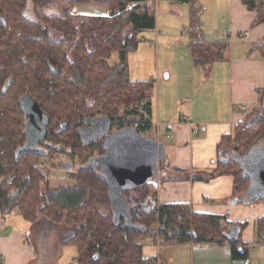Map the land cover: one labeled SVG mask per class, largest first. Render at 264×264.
Segmentation results:
<instances>
[{
    "label": "trees",
    "instance_id": "1",
    "mask_svg": "<svg viewBox=\"0 0 264 264\" xmlns=\"http://www.w3.org/2000/svg\"><path fill=\"white\" fill-rule=\"evenodd\" d=\"M155 1L0 0V212L3 216L18 212L32 225L46 221L58 232L64 227L67 235L56 239L58 247L74 248L77 264H158L143 256L147 239L171 247L228 245L234 260L245 261L250 257V248L243 244L247 223L194 213L185 204L160 205L157 191L143 185L124 193L132 206L133 227L125 228L123 220L114 224L109 188L96 172L78 169L75 184L58 182L52 188L41 169L42 161L52 165L58 156L85 159L89 152H97L106 136L85 143L77 134L90 121L104 120L109 137L124 130L148 138L155 134L151 99L156 82L131 81L128 63L140 36L157 29ZM170 1L191 6L188 49L194 64L207 71L214 60L224 57L228 43L203 39L198 0ZM242 2L257 14L254 24H263L264 0ZM100 3L109 6L108 15L72 11L78 4ZM30 4L34 19L25 15ZM113 54L119 55L120 62L111 67L108 60ZM259 93L258 107L219 147L229 151L232 159L218 162L215 174L232 177V201L237 203H248L243 198L252 180L236 157L258 150L257 144L264 140V88ZM27 94L50 118L49 147L43 146L45 156L24 153L17 160V150L26 143L19 102ZM227 140L232 141L228 147ZM254 202L264 203V199ZM259 224L263 232L264 222Z\"/></svg>",
    "mask_w": 264,
    "mask_h": 264
},
{
    "label": "crops",
    "instance_id": "2",
    "mask_svg": "<svg viewBox=\"0 0 264 264\" xmlns=\"http://www.w3.org/2000/svg\"><path fill=\"white\" fill-rule=\"evenodd\" d=\"M230 3L232 25L235 27L241 20L246 23L242 30L247 32L242 34H247L248 39L243 40L245 37L235 35L234 31L212 41L204 33V40L229 46L221 62L213 65L209 78L206 79L203 68L196 66L193 59L190 63L184 55L175 66L163 67L159 63L155 76L147 79L155 82L153 78L157 79V94L155 91L151 99V122L155 127L153 137L166 149V158L154 175V189L160 205L185 204L194 213L225 216L230 223H247L243 244L250 248L249 259L253 264L252 256L264 250V243H260L264 229L262 232L259 224L264 222V203L254 202L252 196L243 198L248 203L233 202L232 177L216 175L215 171L218 162L232 159L229 151L219 150L222 141L231 137L235 126L259 105V91L264 88V46L260 48L264 24L248 31L253 17L245 15L242 0ZM82 10L92 9L82 7ZM161 72H167L163 83ZM193 125L200 128L199 134H192ZM224 143L228 147L232 141ZM256 148L263 149L264 141ZM29 230L28 222L18 212L9 216L0 212V264H57L61 252L57 240L51 241L54 249L49 253L46 248L36 250L28 241ZM164 259L167 264H244V260L232 258L228 245L172 246Z\"/></svg>",
    "mask_w": 264,
    "mask_h": 264
},
{
    "label": "rangeland",
    "instance_id": "3",
    "mask_svg": "<svg viewBox=\"0 0 264 264\" xmlns=\"http://www.w3.org/2000/svg\"><path fill=\"white\" fill-rule=\"evenodd\" d=\"M198 3L202 7L200 22L203 34L206 33L207 36L211 37L212 41H219V37L221 35H226L225 33L228 32L232 34L236 31L235 35L247 32L242 30L244 29V25L246 26V23L243 24L242 20L236 24L235 27L232 25L233 22L231 20L230 0H198ZM242 6H244L247 10L245 11V15L253 17L252 23L249 26L247 25V30H256L257 26L262 25L254 24L257 19V14L250 11L244 3ZM82 7H88L95 12H100V14H109V6L103 3L88 5L78 4L76 7H73V13L87 15L94 14L92 10H90V12L82 10ZM153 10L157 20V29L155 31L143 33L140 36L141 43L138 49L128 54L130 79L133 82L147 81L151 75L155 76L159 63H161L163 67H170L171 65L175 66L180 60L184 59V55H187L189 62L192 63V56L188 49V44L190 43L188 32L190 30L191 6L188 4L175 3L170 0H157L155 1V4H153ZM25 15L29 19H34L35 16L31 4L28 7V10H26ZM247 39L248 38L245 37L243 40ZM243 40H241V42ZM261 43L264 44V40H262ZM214 61L215 62L211 63L205 72L206 79L210 77L213 65L217 62H221V58ZM119 62L120 58L118 54H113L108 60V64L111 67L117 65ZM166 74L167 72H161L160 74V80L162 83L165 80ZM153 79L157 82L156 78ZM156 94L157 86L155 96ZM167 109L169 110L170 107ZM174 109L175 108H173V110ZM130 134L133 135L132 139L136 142L135 145H139L136 133L133 130H125L114 132L112 144L110 146L111 152L118 156L119 163L122 167H128L131 165L129 163L130 152H127L128 146L126 140V137ZM153 136L154 134L150 135V138ZM262 141L264 140H261V142ZM91 154L94 155L95 151H92L91 153L89 152L85 159L91 156ZM70 159L72 158L65 155L58 156L57 159L52 162V165L46 161H42L41 169L48 174L50 187H56L59 184L58 182H62L66 185L76 183V169L80 165L81 161H83L79 160L80 157H77L74 162L76 164V168L73 172H67L58 167V160H60V162H68ZM255 186L257 188L259 187V182L257 180L255 181ZM44 222L46 221H43L42 224L38 225L28 223V226H30L28 241H30L36 250L46 248L49 253L51 249H54L51 247V241H56L58 237H66L67 231L64 227H59L61 232H58L54 226L51 227ZM256 223L257 222H255V227L257 226ZM170 248L172 247L169 245L160 246L155 244L151 239H147L143 242V256L146 259H159L160 264H167L164 257ZM252 257L253 264H264V250ZM57 264H77L76 250L72 247L62 248Z\"/></svg>",
    "mask_w": 264,
    "mask_h": 264
},
{
    "label": "water",
    "instance_id": "4",
    "mask_svg": "<svg viewBox=\"0 0 264 264\" xmlns=\"http://www.w3.org/2000/svg\"><path fill=\"white\" fill-rule=\"evenodd\" d=\"M19 105L25 116L24 136L26 143L22 148L17 150L16 159L19 160L24 153L47 155V150L40 147L38 143L40 139L48 134L49 116L44 113L40 104L30 94L24 96L20 100ZM136 135L139 145H135L136 142L132 139L133 135L130 134L126 137L127 152H130V166L122 167L118 156L111 152L112 136L105 145L108 152L102 157L91 158L87 165L82 168L94 172L98 167L102 168L101 171H96V173L101 179L106 181L109 188V199L114 214V224L118 225L123 220L125 228L133 227L130 215L132 206H130L128 199L124 196V192L154 183L152 176L158 173L159 163L163 162L166 158L165 146L158 142V140L140 136L137 133ZM236 159L252 180V185L247 196H252L255 199H264V148L258 150L252 149L248 155L243 158L236 157ZM58 167L67 172L73 170L71 163L59 162ZM256 180L259 182L258 188L255 186Z\"/></svg>",
    "mask_w": 264,
    "mask_h": 264
},
{
    "label": "flooded vegetation",
    "instance_id": "5",
    "mask_svg": "<svg viewBox=\"0 0 264 264\" xmlns=\"http://www.w3.org/2000/svg\"><path fill=\"white\" fill-rule=\"evenodd\" d=\"M92 126H93V128H92ZM106 126V123H105V121L104 120H97V121H90L89 123H87L86 125H84V126H82V127H80L78 130H77V134L80 136V138H81V140L82 141H84L85 143H90L91 141L92 142H94V141H96V140H99L100 138H103L104 136H106V139H105V141L104 140H101V146H99L98 148H99V150H102L103 149V153L101 154L100 153V151L98 150L97 152H95V154L94 155H92V156H90L89 158H87V160H84V159H82V158H80L79 160H83V161H81V163H80V165L78 166V168L76 169V171L78 170V169H82V168H84L86 165H87V163L90 161V159L91 158H93V157H101L106 151L105 150H107L105 147V145H106V143L109 141V139L113 136V135H111L110 137H109V135L108 134H110L109 132H108V130L106 129L107 127H105ZM105 128V129H104ZM104 130V131H103ZM104 133H107V134H104ZM47 136V135H46ZM46 136L45 137H43L42 139H40L39 140V143H38V145L40 146V147H43V146H47V147H49L48 146V142H46ZM105 142V143H104ZM99 144V143H98ZM42 145V146H41ZM44 148V147H43ZM105 149V150H104ZM67 157H69V158H72V159H70L68 162H64V163H66V164H68V163H71L72 165H73V170L71 171V172H73L74 171V169L76 168V164L74 163L75 162V160H76V158L75 157H71L70 155H68ZM58 162H60V160H58ZM161 163V162H160ZM159 163V164H160ZM59 164V163H58ZM102 170V168L101 167H98L97 168V172H99V171H101ZM95 171V172H96ZM152 181L154 182V183H152V184H150L149 186H151L152 188H154V186H155V184H156V180H155V178H154V175L152 176ZM125 193V192H124Z\"/></svg>",
    "mask_w": 264,
    "mask_h": 264
},
{
    "label": "built area",
    "instance_id": "6",
    "mask_svg": "<svg viewBox=\"0 0 264 264\" xmlns=\"http://www.w3.org/2000/svg\"><path fill=\"white\" fill-rule=\"evenodd\" d=\"M157 1V0H156ZM246 35L247 34H241V38H244V37H246ZM200 133V128L198 127V126H195V125H193L192 126V134L193 135H197V134H199ZM260 243H264V235L262 236V238H261V242ZM158 264H160V261L158 260ZM244 264H250V259H247V260H245L244 261Z\"/></svg>",
    "mask_w": 264,
    "mask_h": 264
}]
</instances>
